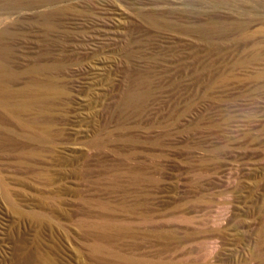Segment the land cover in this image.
I'll list each match as a JSON object with an SVG mask.
<instances>
[{"label":"rangeland","instance_id":"374dc122","mask_svg":"<svg viewBox=\"0 0 264 264\" xmlns=\"http://www.w3.org/2000/svg\"><path fill=\"white\" fill-rule=\"evenodd\" d=\"M0 58L63 90L0 264H264V0H0Z\"/></svg>","mask_w":264,"mask_h":264},{"label":"bare ground","instance_id":"6f19581e","mask_svg":"<svg viewBox=\"0 0 264 264\" xmlns=\"http://www.w3.org/2000/svg\"><path fill=\"white\" fill-rule=\"evenodd\" d=\"M43 70L42 67H34L30 72L38 75ZM19 76L20 73L9 69L5 61L0 58V111L18 126V130H15L0 117V152H16L18 162L23 165L40 157L41 152L31 148L29 143H18L17 137L25 139L27 142H49L52 139L51 126L49 123H45L41 116L50 111L46 105L44 107L46 101L62 94L63 90L52 83H45L36 79L19 89H14L9 82L18 79ZM40 104L43 107L41 110H37ZM0 195L12 203L1 171ZM21 215L31 218L37 217L34 213L28 212L21 213ZM120 258L123 261L131 260L128 257Z\"/></svg>","mask_w":264,"mask_h":264}]
</instances>
